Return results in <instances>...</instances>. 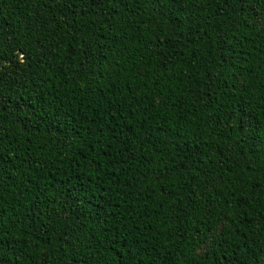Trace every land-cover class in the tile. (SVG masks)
<instances>
[{"label": "trees", "instance_id": "16d2710c", "mask_svg": "<svg viewBox=\"0 0 264 264\" xmlns=\"http://www.w3.org/2000/svg\"><path fill=\"white\" fill-rule=\"evenodd\" d=\"M0 264H264V0H0Z\"/></svg>", "mask_w": 264, "mask_h": 264}]
</instances>
